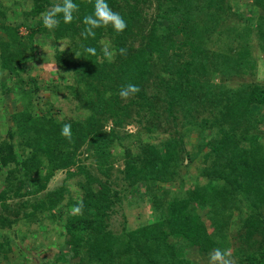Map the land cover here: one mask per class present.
<instances>
[{"label":"trees","instance_id":"16d2710c","mask_svg":"<svg viewBox=\"0 0 264 264\" xmlns=\"http://www.w3.org/2000/svg\"><path fill=\"white\" fill-rule=\"evenodd\" d=\"M31 1L18 11L0 0V88L19 104L5 112L0 140V234L14 235L0 240V262L24 263L10 258L15 239L41 230L65 237L49 264H195L193 251L196 264H220L210 260L217 248L231 251L230 264H264V81L254 53L256 43L264 60V0H108L127 28L102 26L94 38L83 18L95 0H74L73 22L60 14L52 29L41 14L63 0ZM38 36L53 41L52 57L38 52ZM37 61L53 63L57 81L37 80ZM128 84L139 91L125 98ZM43 89L73 113L45 103ZM132 123L139 132L123 135ZM114 147L123 150L115 180ZM59 172L63 183L48 191Z\"/></svg>","mask_w":264,"mask_h":264},{"label":"rangeland","instance_id":"374dc122","mask_svg":"<svg viewBox=\"0 0 264 264\" xmlns=\"http://www.w3.org/2000/svg\"><path fill=\"white\" fill-rule=\"evenodd\" d=\"M19 2L16 6L14 5V9L21 11L23 10V8L27 7V5H31L32 1L31 0H3V2L5 4H9L11 2ZM62 0H57V2H61ZM12 18H14L16 21H21L23 19V17L16 16L15 13L11 14ZM37 22V20L35 21V23ZM22 33H26L27 31L23 28L21 29ZM37 42L39 44V50L38 52L41 54L42 52H47L49 57H52V51H54V46H53V41L49 38V39H45L42 38L41 36L37 37ZM254 53L256 55V57L258 58V64H257V70H256V79L257 80H261L264 81V60H263V52L260 49L259 46H257L256 43H254ZM61 48H65L66 47V43L63 42L60 44ZM46 56V55H45ZM55 65L53 63H48L47 61H37V63L34 64V68L32 71V75L34 77L37 78V80L41 81V82H50V81H57L58 76L56 75V72H54L55 69ZM52 93V92H51ZM51 93H47L46 89H43L42 94L44 96L43 101L45 103L48 102H52L53 105H56L59 108V110H67L68 113L72 114L73 113V106L70 102H68L67 100H63V99H57L56 95L51 94ZM8 96L11 97V94H6L3 93L2 89L0 88V98L4 97V100L0 99V140L4 139L6 134H7V129H8V124L7 121H5V115H6V111L7 112H13L14 110H16L19 107V104L14 105V101L11 100ZM71 106H70V105ZM44 109L47 108L46 105H43ZM55 110H58V108L56 107ZM64 113V112H63ZM78 113V112H77ZM141 126L136 124V123H132L129 124L125 130L122 131L123 135H131V134H137L140 130ZM124 143H128V141L124 142ZM115 154H116V163H115V169L112 172V179H114L116 176L120 175L117 168H123V150L120 147H114L113 148ZM93 163L96 164V162L93 159H90L88 161H86L87 164L89 163ZM95 167V166H94ZM191 169V174L196 172V166L192 165L190 167ZM97 171V170H95ZM65 179V172H59L56 174V176L52 179V181L49 183L47 190L51 191L57 187H59L63 181ZM115 180V179H114ZM117 187L122 186L121 182L116 181ZM181 187H177L175 190H180ZM139 188H133L130 190L131 194H129V198L134 197V196H139V192H138ZM143 205V210L142 212L145 211V208L147 209V207H145V204ZM147 206V205H146ZM141 209H139L140 211ZM134 211H132L133 213ZM135 215L129 213L128 217L129 220L131 221V223H133V217ZM123 222L122 217L118 214L115 215V219H113V227L120 228V223ZM5 237H9L11 238V242L13 243V239H14V235L9 231H4L2 234H0V240ZM20 238H16L13 244V253L10 255V258L12 261L14 260H21L22 264H45L46 261L49 264L48 260H52L54 259V257L56 256V254H59L60 252V248L64 249L63 247H61L60 243H63L65 240V237L62 235H56V233L54 232H50L49 234V238L46 239L44 238L43 232L40 230L39 234H35L33 236L28 237V239H26L25 242L20 241ZM188 251V250H187ZM193 251V250H192ZM188 254V253H187ZM197 255L193 252H190V255H186V259L188 260H193V263H197V261L194 259L196 258ZM78 261V259L71 261L72 264H75ZM52 264H54V262H51ZM0 264H6L5 261H1ZM57 264H61V263H57Z\"/></svg>","mask_w":264,"mask_h":264},{"label":"clouds","instance_id":"9594fccd","mask_svg":"<svg viewBox=\"0 0 264 264\" xmlns=\"http://www.w3.org/2000/svg\"><path fill=\"white\" fill-rule=\"evenodd\" d=\"M79 9V5L74 0H63L62 4L54 6L52 11L42 13V23L45 28L52 29L60 23L57 17L62 14L63 23L71 24L74 20V13ZM85 27L86 37H95V29L102 26H111L115 32H123L127 28L126 20L117 12L113 11L109 6L108 0H95L94 11L91 15H86L83 18ZM103 54L106 58H110L113 54L109 51L108 47L102 49ZM86 52L90 55H96V49L94 47L86 48ZM123 52V49H121ZM139 89L134 84H128L127 87L121 91L122 97H127L130 93H136ZM71 124H65L61 129V135L71 139ZM83 204L74 207L73 211L79 213ZM231 256L230 250L221 251L217 248L213 253L210 254V260L212 262H220V264H230L226 258Z\"/></svg>","mask_w":264,"mask_h":264}]
</instances>
